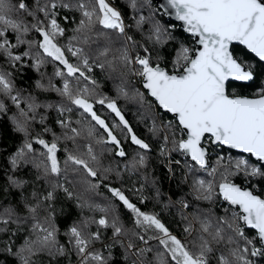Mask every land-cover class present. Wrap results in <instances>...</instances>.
I'll list each match as a JSON object with an SVG mask.
<instances>
[{
	"label": "snow or ice",
	"instance_id": "snow-or-ice-1",
	"mask_svg": "<svg viewBox=\"0 0 264 264\" xmlns=\"http://www.w3.org/2000/svg\"><path fill=\"white\" fill-rule=\"evenodd\" d=\"M129 3L133 9L137 7L136 0ZM164 7L166 11L174 10L184 30L195 38L194 47L179 45L170 68L161 66L163 57L155 47L149 48L129 34L133 25L125 23L120 10L109 0H33L31 5L27 0H17L15 5L10 0H0V55L12 69L22 66L26 59L34 62L37 71L46 62L53 64L52 77L45 84L42 73L36 87L54 91L68 102L41 104L36 96L16 86L12 72L0 68V96L14 106L16 111L10 119L14 130L23 134L22 143L7 157V185L21 190L19 207L25 214L21 215L17 207L0 209V233H9L3 251L14 257L16 264H41V255L47 264H59L61 258L73 264L72 257L74 264H115L113 249L117 247L123 249L124 260L131 264H258V260H264V198L231 179L235 175H243L245 180L264 179V86L251 97L228 91L229 81L255 79V65L241 59L234 45L264 64V0H166ZM65 9L78 12V21L61 15ZM13 11L19 17H14ZM61 20L64 24L74 23L71 35L66 36L67 28ZM144 24L143 15L134 17L137 31ZM28 33L38 38L25 39ZM144 39L153 46H162L173 37L153 20ZM22 45H27V50L17 51ZM97 68L110 78L118 77L117 97L143 102L144 93L126 82L127 76L140 78L139 83L156 107L173 116L167 122L160 121L158 114L152 116L149 131L154 136L162 135L161 155L180 152L190 158L191 163L185 165L190 173L198 168L212 177L193 179L196 199L212 201L221 197L238 211L225 208L223 216H216L197 209L191 219L183 215L185 239H181L158 213L142 211L121 188L105 183L112 173L121 175L118 165L104 162L105 153L114 150L117 157L127 156L114 127L125 131L126 139L130 138L139 149L151 151V146L133 131L117 100L98 91V82L92 75ZM54 78L61 80V86L53 83ZM97 104L110 109L119 124L110 127L97 114ZM148 106L151 109L150 101ZM41 108L57 111L59 135L47 126V118L39 113ZM73 108L80 111L81 119L71 118ZM10 110L6 100L0 99V114ZM37 123L42 131L33 134ZM98 127L106 135L98 132ZM46 134L51 138H44ZM61 141L72 145L67 147L66 143L63 162L58 157ZM92 141L100 146L99 151ZM108 144L114 148L103 147ZM206 145L250 154L258 164L232 157L224 163L225 157L218 156L216 166L210 167ZM146 159L137 152L124 168L135 171ZM21 169L34 170L31 183L16 175ZM69 172L74 174L71 180ZM102 185L133 214L139 231L125 227L111 202L100 204L85 197L84 193H96ZM58 193L76 201L81 213H90L74 220L63 233L56 223L54 205ZM180 203L184 209L190 207L187 201ZM192 221L199 227L195 228ZM245 228L254 234L246 235ZM13 237L22 239L18 247ZM153 239L160 247L149 257L154 251L149 245Z\"/></svg>",
	"mask_w": 264,
	"mask_h": 264
},
{
	"label": "trees",
	"instance_id": "trees-1",
	"mask_svg": "<svg viewBox=\"0 0 264 264\" xmlns=\"http://www.w3.org/2000/svg\"><path fill=\"white\" fill-rule=\"evenodd\" d=\"M27 2L31 5L33 0H27ZM109 2L118 10H120L126 24L133 25V27L128 30L130 35H132L141 44H145L149 48L155 47L158 50L159 55L163 57L161 60V66L167 68L171 67V61L173 60L174 53L181 43L188 47H194L193 41L187 35H185L177 25L167 21L152 0H136L137 7L135 9L131 7L129 0H109ZM10 3L15 5L17 0H10ZM12 15L14 17H19L20 14L13 11ZM61 15L74 17L76 21H78L80 18V14L78 12H69L66 9L61 10ZM140 15L145 17V24L143 25L141 31H137L134 26V17L138 19ZM153 20L160 23L165 29H167L169 35L173 37V39L168 40L162 46H153L150 42H147L144 37L151 28ZM60 22L67 28L66 36L71 35V29L74 27V23L64 24L62 20ZM171 24L174 25L173 28H169ZM10 36H14V34L10 33ZM34 37V33H28L25 36V39H32ZM60 42L64 43V38H61ZM233 47L235 49V53L238 54L241 59L255 65V79L248 85L230 83L228 84V91L236 95L251 97L256 93L258 88L264 86V64L260 63L256 58H254V56L249 54L243 48L238 46ZM26 50L27 45H22L17 51L23 52ZM133 51H139V49H135ZM72 62L75 63L74 58H72ZM33 63L34 62L32 60L26 59L22 66L12 69L9 67L6 58L0 55V68L12 72L16 86L25 90V94L31 93L33 96H36L41 104H67L68 102L61 98L58 93L54 91H45L36 87L37 81L42 80V73V82L45 84L47 83V79L53 75L55 66L46 62L41 66L40 70L37 71L33 67ZM92 75L98 82V91L117 100V105L120 108L121 113L129 122L133 131L139 138L144 139L145 142L149 143L151 146V151H145L139 149L138 146L133 145L130 138L126 139L128 134L125 131L119 127H114V125L119 124V118L116 117L110 109H107L106 106L97 104V114L100 115L101 118L105 119L110 127H114V133L117 135L118 139L121 140L122 146L127 153V156L124 158L117 157L114 150L105 153L104 162L113 166L118 165L119 171L121 173L119 177H117L115 173H112L105 183L110 184L112 187L121 188V190L125 192V195H127L133 203L141 208L142 211L158 213L160 219L165 223L170 231L181 239H185L183 228L186 222L183 219V215H188L189 219H191L192 214L196 212L197 209L203 212L211 211L216 216H223L225 208H229L230 212L236 211L223 203L220 197H215L212 201L196 199V195L192 189L193 179L199 177L205 180H210L212 177L198 168L195 173H190L185 167L186 163L190 162L184 158L180 152L172 151L170 154L161 155V146L163 145L162 135L154 136L149 131L152 126V116L154 114H158L160 121L163 122H167L171 119L169 116L162 114L158 110L155 102H153L147 96L142 87L135 81L134 76H127L126 82L129 86L134 85L136 89L144 93L146 100L143 102L137 101L135 99L117 97L116 85L119 83L117 76L112 75L110 78L106 71H102L99 68L95 69ZM53 83L57 86H61L62 84L59 78H54ZM129 92L131 95V87H129ZM0 99L6 100L11 108V110L6 114H0V209L10 206L17 207L20 214L23 215L25 214L24 210L23 208L19 207L21 203V190L7 185V174L9 171L7 157L10 153H13L15 149L22 143L23 134L14 130L12 121L10 119V117L16 111L14 106H11V102L7 100L6 97L0 96ZM149 101L152 104L151 109H149L148 106ZM39 113L47 118L45 122L47 126L55 130L59 135L61 129L56 123V120L58 119L57 111L54 108H41L39 109ZM70 115L74 121L81 119L80 111L76 108H73V111ZM85 119H87V117H85ZM160 121H158V123ZM97 130L102 135H105L104 132L99 128ZM40 131H42V126L38 123L34 124L33 134ZM44 138L50 139L51 135L46 134ZM66 143L67 147H72L71 142L61 141V151L58 153V157L61 162H63L65 159V152L63 149ZM92 143L96 150L99 151L100 146L95 145L94 141H92ZM35 147L39 148V146ZM103 147L106 149L114 148L112 145H104ZM169 147L171 146L169 145ZM137 152H142L144 155H146V163L142 166H139L135 171L125 170L124 165L127 164ZM209 152L211 163L210 167H214L217 164L218 156L212 154L211 149ZM219 152L221 156L225 157L224 163H228V157H232L234 159L245 158L240 154L232 152L229 156H227V151L225 149H220ZM246 159H248L250 163L256 164L251 159ZM175 161H180V163L176 164ZM170 168L171 171H169ZM16 175L29 180L31 183L34 170L25 171L21 169L16 172ZM73 175L74 174L72 172H69L68 179L71 180ZM60 179L63 180V177ZM217 179H219V177H217ZM231 179L235 183L250 189L261 198H264V179L245 180L243 175H235L232 176ZM31 190L32 188L29 186L28 192H31ZM77 190L81 191L82 189L78 186ZM24 194L27 195L28 193L25 192ZM84 195L85 197L93 198L97 203L100 204L111 202L116 206L120 214L121 221L124 223L125 227L131 231H139V229H137L133 223V214L126 210L119 201L115 200L108 189L103 185L96 191V193H84ZM141 197H143V202H141ZM182 200L187 201L190 207L184 209L180 203ZM166 205L167 207H165ZM54 206L56 210V223L58 224L61 233L66 231L70 224L74 220H77L81 215H90L87 210L81 213V210L76 205V201L68 200L64 197L63 193H58V198L55 201ZM96 215L99 216V213H96ZM192 223L195 228L199 227L195 221H192ZM195 234L196 233L193 232V236ZM245 234L251 236L254 234V232L245 229ZM108 235H111V232H109ZM8 239L9 233H0V264H16L15 258L3 251L4 242H6ZM60 239L63 241V235L60 236ZM187 239L191 240L192 237L189 236ZM13 240L15 241L16 247H18L22 242V239L17 237H13ZM149 245L154 250L153 253H149V257H151L154 255L155 249L160 246L154 239L149 241ZM220 247H223V245ZM160 250L163 251L162 248ZM122 253V248L117 247L113 249V258L115 264H131L130 261L124 260ZM39 259L41 264H47V259L44 255H41ZM72 261L74 264L75 257H72ZM59 264H67V261L61 258ZM258 264H264V260H258Z\"/></svg>",
	"mask_w": 264,
	"mask_h": 264
},
{
	"label": "water",
	"instance_id": "water-1",
	"mask_svg": "<svg viewBox=\"0 0 264 264\" xmlns=\"http://www.w3.org/2000/svg\"><path fill=\"white\" fill-rule=\"evenodd\" d=\"M154 3H155V5L157 6V8L161 11V13L163 14V16L165 17V19L167 20V21H169V22H172V23H174L175 25H177L178 27H179V29L185 34V35H187L192 41H193V46H195V44H194V40H195V38L194 37H192L191 36V34H189V33H187L185 30H184V25H183V22L182 21H179L177 18H176V16H175V12H174V10H172V9H167V11L165 10V5H166V0H152ZM235 46V45H234ZM242 48V47H241ZM250 54V53H249ZM252 56H254V54H251ZM254 58H256L255 56H254ZM257 60H258V58H256ZM259 61V60H258ZM252 81H250V82H238V81H229V84L230 83H235V84H241V85H248V84H250ZM142 89H143V91L147 94V92H146V90L142 87ZM148 96V95H147ZM149 97V96H148ZM153 102H155L154 101V99L153 98H151V97H149ZM155 104H156V102H155ZM158 110L162 113V114H164V115H167V116H169V117H173L171 114H168L167 112H162L159 108H158ZM94 123V122H93ZM101 131H103V129H100ZM106 135V134H105ZM108 145H110V144H108ZM213 146H215L216 147V145H213ZM220 148H222V149H225V150H228V151H230V152H232V153H236V154H240V155H242V156H244V157H246V158H249V159H251L253 162H255V163H257L258 164V162L255 160V158L254 157H252L250 154H246V153H241L239 150H235V149H229V148H227L226 146H224V147H220ZM183 156V155H182ZM184 157V156H183ZM184 158H186V157H184ZM189 162H191L190 161V158H186ZM209 161H210V158H209ZM211 164V163H210ZM210 164H209V166H210ZM237 184V183H236ZM237 185H239V184H237ZM239 186H241L242 188H245V189H248V188H246V187H244V186H242V185H239ZM250 190V189H249ZM254 193V192H253ZM255 195H257L256 193H254ZM220 199H221V201L223 202V200H222V198L220 197ZM223 203H225V202H223ZM227 206H229L227 203H225ZM230 208H232V209H234V210H236V211H238V209L237 208H235V206H229ZM245 229H247V228H245ZM247 230H250V229H247ZM250 231H252V230H250Z\"/></svg>",
	"mask_w": 264,
	"mask_h": 264
},
{
	"label": "built area",
	"instance_id": "built-area-1",
	"mask_svg": "<svg viewBox=\"0 0 264 264\" xmlns=\"http://www.w3.org/2000/svg\"><path fill=\"white\" fill-rule=\"evenodd\" d=\"M173 27H174L173 24H171V25L169 26V28H173ZM134 79H135V81L141 86V84L139 83L140 78L134 76ZM141 87H142V86H141ZM170 119L173 120V117H170ZM206 147H208L209 150L211 149V151H212L211 153H212V154H215L216 156H221L219 150L222 149V148L217 147V146L215 147V146H213V145H206ZM226 151H227V156H229L231 152L228 151V150H226ZM209 157H210V152H209ZM245 158H246V157H245ZM190 163H191V162H190ZM256 164H257V163H256Z\"/></svg>",
	"mask_w": 264,
	"mask_h": 264
},
{
	"label": "rangeland",
	"instance_id": "rangeland-1",
	"mask_svg": "<svg viewBox=\"0 0 264 264\" xmlns=\"http://www.w3.org/2000/svg\"><path fill=\"white\" fill-rule=\"evenodd\" d=\"M99 128V127H98ZM100 129V128H99Z\"/></svg>",
	"mask_w": 264,
	"mask_h": 264
}]
</instances>
